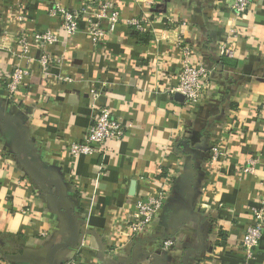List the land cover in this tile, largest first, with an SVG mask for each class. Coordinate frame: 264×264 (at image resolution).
Here are the masks:
<instances>
[{
    "label": "crops",
    "instance_id": "obj_1",
    "mask_svg": "<svg viewBox=\"0 0 264 264\" xmlns=\"http://www.w3.org/2000/svg\"><path fill=\"white\" fill-rule=\"evenodd\" d=\"M88 1L0 0V264H242L264 201V0L240 20L231 0H100L123 22L97 47L84 24L70 38L50 14ZM144 15L148 33L126 24ZM43 31L60 37L48 73L41 49L19 45ZM225 39L235 59L216 50ZM184 47L215 72L198 106L173 92ZM18 68L29 76L11 94ZM106 106L133 124L125 139L106 155L69 153ZM250 160L255 172L243 173ZM161 187L156 221L133 236L137 204ZM255 263L264 264V235Z\"/></svg>",
    "mask_w": 264,
    "mask_h": 264
},
{
    "label": "built area",
    "instance_id": "obj_2",
    "mask_svg": "<svg viewBox=\"0 0 264 264\" xmlns=\"http://www.w3.org/2000/svg\"><path fill=\"white\" fill-rule=\"evenodd\" d=\"M252 0H231L230 8L237 20L242 19L251 9ZM52 16L58 17L61 22V30L70 38L76 37L81 32V25L84 24L87 33L91 37L95 47L99 46L108 37L113 35L118 25L123 22L121 12L113 3L101 2L100 0H90L79 9H70L55 4L50 9ZM151 19L148 15L129 20L126 24L140 33H148L151 30ZM238 30L233 25L231 35L237 37ZM6 42L7 39L4 38ZM59 35L51 31L38 32L32 38L23 37L19 45L23 53H28L32 46L42 50V56L39 63L44 73L50 70L51 56L48 48L59 43ZM184 58L182 72L179 77V84L173 92L181 94L185 101L191 106H198L209 100L211 96V87L214 78V70L208 69L204 65H195L192 63L194 56L193 50L184 47ZM218 53L221 57L228 59L236 58V49L232 40H223L217 42ZM29 76V71L16 69L9 76L8 91L14 94L23 79ZM92 98L96 101L99 97L97 91H92ZM133 124L121 121L115 116L111 107H102L96 111L87 136L82 143H77L69 147L68 152L75 155H106L109 151L107 143L111 141L121 142L128 135ZM221 151H216L219 156ZM256 170V161L249 163L242 169L243 173H253ZM165 202V190L163 187L156 196L140 201L131 220L129 227L131 234L142 235L148 232L157 219V216L163 208ZM264 235V201L260 206L252 209V222L247 227L242 240V249L245 253V259L242 264H256V255L260 242ZM172 240L165 242V249L172 247Z\"/></svg>",
    "mask_w": 264,
    "mask_h": 264
},
{
    "label": "water",
    "instance_id": "obj_3",
    "mask_svg": "<svg viewBox=\"0 0 264 264\" xmlns=\"http://www.w3.org/2000/svg\"><path fill=\"white\" fill-rule=\"evenodd\" d=\"M177 97L182 101L184 97L181 94H178Z\"/></svg>",
    "mask_w": 264,
    "mask_h": 264
},
{
    "label": "trees",
    "instance_id": "obj_4",
    "mask_svg": "<svg viewBox=\"0 0 264 264\" xmlns=\"http://www.w3.org/2000/svg\"><path fill=\"white\" fill-rule=\"evenodd\" d=\"M222 59H224L225 61H228L229 60L228 58H225V57H223Z\"/></svg>",
    "mask_w": 264,
    "mask_h": 264
}]
</instances>
